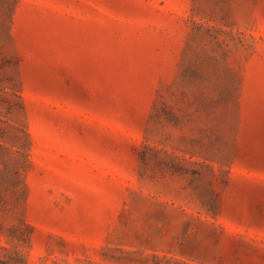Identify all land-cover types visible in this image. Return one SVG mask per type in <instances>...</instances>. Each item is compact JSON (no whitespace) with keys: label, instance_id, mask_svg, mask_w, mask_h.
I'll list each match as a JSON object with an SVG mask.
<instances>
[{"label":"rangeland","instance_id":"rangeland-1","mask_svg":"<svg viewBox=\"0 0 264 264\" xmlns=\"http://www.w3.org/2000/svg\"><path fill=\"white\" fill-rule=\"evenodd\" d=\"M0 264H264V0H0Z\"/></svg>","mask_w":264,"mask_h":264}]
</instances>
